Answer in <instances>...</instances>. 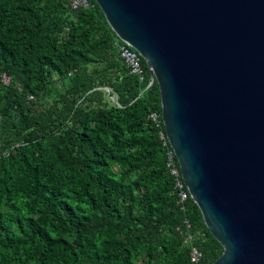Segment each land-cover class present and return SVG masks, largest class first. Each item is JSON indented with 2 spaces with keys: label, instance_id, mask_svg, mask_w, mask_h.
Instances as JSON below:
<instances>
[{
  "label": "trees",
  "instance_id": "trees-1",
  "mask_svg": "<svg viewBox=\"0 0 264 264\" xmlns=\"http://www.w3.org/2000/svg\"><path fill=\"white\" fill-rule=\"evenodd\" d=\"M120 43L97 3L0 0V264L223 255L168 168L159 86L144 59L143 80L131 72Z\"/></svg>",
  "mask_w": 264,
  "mask_h": 264
},
{
  "label": "water",
  "instance_id": "water-1",
  "mask_svg": "<svg viewBox=\"0 0 264 264\" xmlns=\"http://www.w3.org/2000/svg\"><path fill=\"white\" fill-rule=\"evenodd\" d=\"M95 1L159 86L214 264H264V0Z\"/></svg>",
  "mask_w": 264,
  "mask_h": 264
},
{
  "label": "built area",
  "instance_id": "built-area-1",
  "mask_svg": "<svg viewBox=\"0 0 264 264\" xmlns=\"http://www.w3.org/2000/svg\"><path fill=\"white\" fill-rule=\"evenodd\" d=\"M97 2L95 0H70V7L73 10H79V9H90L94 7V4ZM121 41V40H120ZM118 49L120 52L121 58L124 60L128 68H130L131 72L133 74L138 75L141 80L144 78V68H143V57L135 52L127 43L121 41L120 44H118ZM7 81V80H6ZM8 82V81H7ZM155 83L154 79L151 75V82L150 86ZM151 118L158 122L159 116L156 113H153L151 115ZM172 148V147H171ZM173 150V149H172ZM174 150L169 152V163L168 168L171 171V174L175 176L176 178V188L179 190V196L181 198V201H186L189 197H191L190 192L184 182L181 167L177 166L174 158H175ZM177 158V157H176ZM179 162V161H178ZM190 227V225H188ZM190 260L192 264H203V254L197 247H192L190 252Z\"/></svg>",
  "mask_w": 264,
  "mask_h": 264
},
{
  "label": "rangeland",
  "instance_id": "rangeland-1",
  "mask_svg": "<svg viewBox=\"0 0 264 264\" xmlns=\"http://www.w3.org/2000/svg\"><path fill=\"white\" fill-rule=\"evenodd\" d=\"M7 80V79H6ZM8 81V80H7ZM113 100H115V98H113Z\"/></svg>",
  "mask_w": 264,
  "mask_h": 264
}]
</instances>
